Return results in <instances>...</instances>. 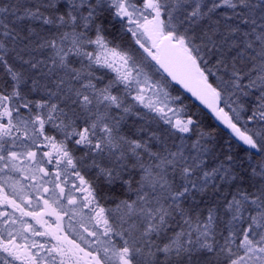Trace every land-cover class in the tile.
Instances as JSON below:
<instances>
[{"label": "snow or ice", "instance_id": "obj_1", "mask_svg": "<svg viewBox=\"0 0 264 264\" xmlns=\"http://www.w3.org/2000/svg\"><path fill=\"white\" fill-rule=\"evenodd\" d=\"M0 264H264V0H0Z\"/></svg>", "mask_w": 264, "mask_h": 264}, {"label": "trees", "instance_id": "obj_2", "mask_svg": "<svg viewBox=\"0 0 264 264\" xmlns=\"http://www.w3.org/2000/svg\"><path fill=\"white\" fill-rule=\"evenodd\" d=\"M188 101H186V103H187ZM205 119V123H212V120H211V118L210 117H205L204 118Z\"/></svg>", "mask_w": 264, "mask_h": 264}]
</instances>
